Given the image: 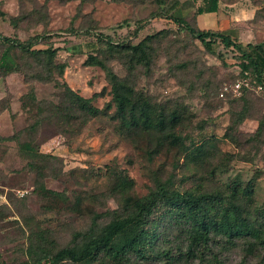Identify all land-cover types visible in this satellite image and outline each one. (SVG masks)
Returning a JSON list of instances; mask_svg holds the SVG:
<instances>
[{"label": "rangeland", "instance_id": "rangeland-1", "mask_svg": "<svg viewBox=\"0 0 264 264\" xmlns=\"http://www.w3.org/2000/svg\"><path fill=\"white\" fill-rule=\"evenodd\" d=\"M215 1L249 3L254 13L246 28L255 37L248 41L264 48V0ZM198 6L202 0H0V34L32 49L54 51V64L66 66L62 78L53 69L52 82L30 79L31 74L47 78V71L34 57L14 51L20 72L0 79V264H32L30 248L55 252L71 246L96 216L100 224L109 221L101 215L119 207L110 191L113 170L134 181L131 194L137 197L158 184L181 192L229 193L232 183L243 189L252 182V201L240 204L256 226L260 223L264 72L258 82L248 62L239 59L247 44L226 48L215 39L207 49L178 23L185 20L193 27ZM148 36H156L150 63L131 74L125 59L107 51L108 42L136 45ZM89 55L180 119L172 133L176 144L150 158L144 144L135 145L112 119L113 106L107 115L85 120L70 104L64 83L84 98L103 90L93 101L101 110L112 98L105 72L84 65ZM242 70L250 85L235 92L232 84L245 76ZM258 84L261 91L255 90ZM30 88L38 102L23 97L29 110H22L20 99ZM201 143L207 153L197 161L178 147ZM44 156L55 159L44 161ZM49 191L62 197L46 198ZM178 234L172 229L170 236L177 242ZM176 264H264V250L245 239L219 241L196 259Z\"/></svg>", "mask_w": 264, "mask_h": 264}, {"label": "trees", "instance_id": "trees-1", "mask_svg": "<svg viewBox=\"0 0 264 264\" xmlns=\"http://www.w3.org/2000/svg\"><path fill=\"white\" fill-rule=\"evenodd\" d=\"M80 2L85 3L87 0ZM179 21L178 23L186 25L187 32L207 49L215 39L226 48H239L228 36L200 30L195 19L193 27L185 20ZM155 38L156 36H148L136 45L108 42L106 47L111 55L125 59L131 74L139 65L148 67ZM0 41V78L4 79L10 74L20 72L14 51L34 57L38 65L47 71V78L31 74L30 79L44 83L52 82L53 69L57 70L59 78L63 77L66 66L54 64V51L32 49L31 46L11 41L1 34ZM246 47L247 51L242 52L239 59L248 62L250 75L257 76L256 80L261 82L264 72V48L261 44H247ZM44 57H47L46 61ZM84 65L99 67L105 72L112 96L111 102L101 110L93 105V101L103 90L90 98H84L64 83V92L70 104L85 120L105 116L113 106L115 111L112 119L135 145L144 144L150 158L160 155L167 146L176 144L172 133L179 124L178 117L168 116L164 110L151 104L143 94L136 91L129 79L116 75L98 56L89 55ZM245 72L242 70L240 76ZM23 97L38 102L33 89L30 88L20 99L22 110H29L23 102ZM242 120L241 117L239 122ZM259 130L260 126L256 134ZM178 147L181 153L187 152L186 158L190 157L192 161L200 160L207 153L205 143L191 148L182 145ZM24 148L34 153L31 144H25ZM47 159L55 158L44 156L42 160ZM111 181V195L119 199V207L101 215L109 218V221L100 224L97 222L100 216H96L86 231L75 235L71 246L55 252L41 248L34 251L30 248L29 255L35 257L32 264H62L65 261L94 264L101 260H108L111 264H151L160 261H165L164 264H176L183 259H196L197 253L203 254L219 241L231 243L238 239H245L264 250V207L258 212L260 223L256 226L249 211L246 208L244 210L240 204L252 201V182L243 189L232 183L228 186L229 193L193 190L181 192L158 184L156 189L146 196L137 197L131 194L134 181L124 171L113 170ZM50 197L62 195L49 191L46 198ZM172 229L179 232L177 242L170 236Z\"/></svg>", "mask_w": 264, "mask_h": 264}, {"label": "crops", "instance_id": "crops-1", "mask_svg": "<svg viewBox=\"0 0 264 264\" xmlns=\"http://www.w3.org/2000/svg\"><path fill=\"white\" fill-rule=\"evenodd\" d=\"M253 13L254 10L247 2L234 6L219 4L215 0H202V6H198L195 13V20L200 30L219 32L241 47L251 44L248 40L255 37L249 36V30L246 28V22L252 18Z\"/></svg>", "mask_w": 264, "mask_h": 264}, {"label": "built area", "instance_id": "built-area-1", "mask_svg": "<svg viewBox=\"0 0 264 264\" xmlns=\"http://www.w3.org/2000/svg\"><path fill=\"white\" fill-rule=\"evenodd\" d=\"M244 77L242 78V80L238 79L234 82V84H232V87H233V90L235 92H239L242 87H245V88H249V78H248V74L245 72L244 73ZM256 91H261L262 90V86L260 84H258L255 88Z\"/></svg>", "mask_w": 264, "mask_h": 264}]
</instances>
